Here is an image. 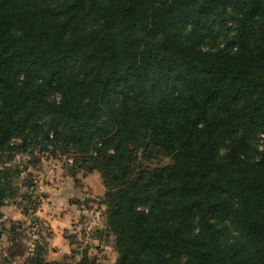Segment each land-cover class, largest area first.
<instances>
[{"label":"trees","instance_id":"16d2710c","mask_svg":"<svg viewBox=\"0 0 264 264\" xmlns=\"http://www.w3.org/2000/svg\"><path fill=\"white\" fill-rule=\"evenodd\" d=\"M36 148L94 160L115 264H264V0H0V156Z\"/></svg>","mask_w":264,"mask_h":264},{"label":"rangeland","instance_id":"374dc122","mask_svg":"<svg viewBox=\"0 0 264 264\" xmlns=\"http://www.w3.org/2000/svg\"><path fill=\"white\" fill-rule=\"evenodd\" d=\"M48 153L43 148H36L28 152L0 156V214L2 215L3 211L2 205L5 208L12 209V215L11 212H6L9 213V217L4 219L5 216H3V220L0 221V226L7 229L5 230V232L7 231L5 234L6 238L3 241L0 240V247L3 251L4 249L6 250L7 237L11 238L15 235L20 240V243H24L25 237H28L27 230L31 229L33 225L30 217L31 212L40 205L41 194L38 189V183L40 182L44 166L50 161L51 155ZM170 162V158L158 156L154 161L148 162V165L152 167L164 166ZM73 163L76 165L74 167L76 169H73V171L78 170L80 178L83 175L94 174L90 179L91 186L94 189V193L91 194L89 199L92 203L86 206L92 208V211L95 212L94 215H98L102 223L100 222L91 231H89L88 227L82 226V230L80 231L82 241L75 237L68 239L75 253L64 257L60 263L53 264H115L118 259V253L115 248V237L108 231L105 214L106 207L102 203L105 196L103 198L100 195L101 192H99L104 187L102 186L101 178L96 176L98 172L92 170L95 165L94 160L89 156L73 151L67 152V154L59 159L60 167L64 170V173L68 172ZM56 184L58 185V182ZM21 210L22 217L20 216ZM15 216L21 218L19 220H12ZM80 224H85V218L81 219ZM12 232L15 233L13 234ZM10 234L12 236H9ZM88 238L96 239L95 242H88ZM83 240H85V243H90L87 253L82 252L85 250L83 248L85 246ZM0 262H3V258L1 257ZM17 264L22 263L18 262Z\"/></svg>","mask_w":264,"mask_h":264},{"label":"crops","instance_id":"0c3cea01","mask_svg":"<svg viewBox=\"0 0 264 264\" xmlns=\"http://www.w3.org/2000/svg\"><path fill=\"white\" fill-rule=\"evenodd\" d=\"M98 174L95 175L101 178L100 174ZM93 176L94 174H88L80 178L77 175L79 183H76L72 176L60 169L57 175L58 185L46 184L42 189L38 187L41 200L40 205L31 212L30 217L33 225L31 229L27 230L28 237H25L24 243H20V240L15 235L11 238L7 237L6 250L4 249L3 251L0 247V257L3 258V261L7 264H17L18 262L22 264H53L60 263L64 257L75 253L68 239L75 237L82 241L80 234L82 226L88 227L89 231H91L100 222L102 223L101 218L98 215H94L95 212L92 211V208L86 206L92 203L89 199L91 194L94 193L90 183V179ZM99 192L104 198L105 187ZM2 207L3 211L2 215L0 214V221L3 220V216H5L4 219L9 217V213L6 212H11L12 215V209L5 208L4 205ZM21 217L15 216L12 220H19ZM82 218H85L84 225L80 224ZM5 230H7L6 227L2 228L0 226V232L2 233L0 240L2 241L6 238L5 234L7 231L5 232ZM12 233L14 234L15 232ZM9 236H12V234ZM95 239L88 238L87 241L95 242ZM83 242L85 243V240ZM88 242L83 246L85 249L82 251L83 253H87L90 248L88 247L90 245Z\"/></svg>","mask_w":264,"mask_h":264},{"label":"built area","instance_id":"2783aa9c","mask_svg":"<svg viewBox=\"0 0 264 264\" xmlns=\"http://www.w3.org/2000/svg\"><path fill=\"white\" fill-rule=\"evenodd\" d=\"M60 158L61 157H51L50 161L44 166L43 172L40 177V182L38 183L39 189H42V187H44L46 184L56 185L57 175L59 170L61 169L59 164Z\"/></svg>","mask_w":264,"mask_h":264}]
</instances>
